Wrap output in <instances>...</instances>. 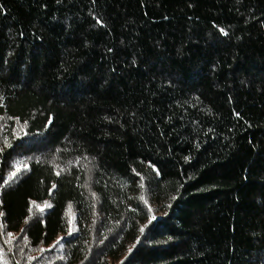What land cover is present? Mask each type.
Listing matches in <instances>:
<instances>
[{
	"label": "trees",
	"instance_id": "obj_1",
	"mask_svg": "<svg viewBox=\"0 0 264 264\" xmlns=\"http://www.w3.org/2000/svg\"><path fill=\"white\" fill-rule=\"evenodd\" d=\"M0 255L264 264V0H0Z\"/></svg>",
	"mask_w": 264,
	"mask_h": 264
},
{
	"label": "rangeland",
	"instance_id": "obj_2",
	"mask_svg": "<svg viewBox=\"0 0 264 264\" xmlns=\"http://www.w3.org/2000/svg\"><path fill=\"white\" fill-rule=\"evenodd\" d=\"M0 264H7L5 261H4V259H3V257L0 255Z\"/></svg>",
	"mask_w": 264,
	"mask_h": 264
},
{
	"label": "snow or ice",
	"instance_id": "obj_3",
	"mask_svg": "<svg viewBox=\"0 0 264 264\" xmlns=\"http://www.w3.org/2000/svg\"><path fill=\"white\" fill-rule=\"evenodd\" d=\"M26 167V166H25ZM17 171H19V168H17ZM13 175H15V173H13ZM141 198H143V197H141ZM50 206V205H49Z\"/></svg>",
	"mask_w": 264,
	"mask_h": 264
}]
</instances>
